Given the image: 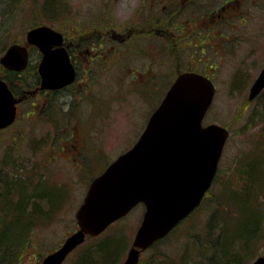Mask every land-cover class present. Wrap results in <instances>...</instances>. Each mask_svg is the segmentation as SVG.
I'll use <instances>...</instances> for the list:
<instances>
[{"label": "rangeland", "instance_id": "374dc122", "mask_svg": "<svg viewBox=\"0 0 264 264\" xmlns=\"http://www.w3.org/2000/svg\"><path fill=\"white\" fill-rule=\"evenodd\" d=\"M6 1L0 0V57L13 43L26 45L31 28L47 26L72 42L77 69L71 86L53 96L29 98L15 123L0 130V222L12 227L6 237L11 244L0 246L8 248L2 256L9 264H40L77 230L75 212L90 181L134 145L169 82L184 68L213 82L214 98L202 124L224 127L228 137L201 204L163 243L145 250L138 264H229L235 253L242 264H250L264 256V88L248 99L264 69V0H242L223 10V0L195 1L200 6L184 10L176 27L161 19L173 31L174 44L151 36L104 39L95 52L85 50L90 45L81 36L96 27L116 34L138 29L144 8L145 17L155 16L163 2ZM167 8L161 13L168 14ZM220 19L224 22L214 23L213 31L205 28ZM28 50L32 73L40 53L35 47ZM4 73L0 65V76ZM257 210L263 214L261 231L244 240L248 216ZM143 212L138 204L95 239L86 238L62 264H76L79 255L102 240H107V255H116L110 264H122Z\"/></svg>", "mask_w": 264, "mask_h": 264}, {"label": "water", "instance_id": "95a60500", "mask_svg": "<svg viewBox=\"0 0 264 264\" xmlns=\"http://www.w3.org/2000/svg\"><path fill=\"white\" fill-rule=\"evenodd\" d=\"M26 44L41 54V89H60L75 81L76 72L59 32L34 27L26 33ZM0 65L14 71L25 69L26 47L10 45ZM263 88L264 69L250 87L248 99ZM214 94L215 87L206 76L179 73L134 145L90 181L75 212L77 230L40 264H62L86 238L97 237L138 204L144 212L122 264H138L145 250L184 220L209 189L228 137L224 127L202 124ZM18 101L0 79V129L14 122ZM250 264H264V256Z\"/></svg>", "mask_w": 264, "mask_h": 264}, {"label": "flooded vegetation", "instance_id": "af4514ba", "mask_svg": "<svg viewBox=\"0 0 264 264\" xmlns=\"http://www.w3.org/2000/svg\"><path fill=\"white\" fill-rule=\"evenodd\" d=\"M195 1L199 2V4H203L204 1L206 0H159V2H163L162 7L159 10V14L157 12V14L154 16H147L145 17V8L143 11V6H141L140 12L143 11L142 16L140 15V18L137 20L136 25L135 26H139L138 29L135 27H131L127 30L126 33L124 34H116L114 33V30L111 29H105V30H101L98 27L94 28V30L92 32H90L89 35H84L80 37V41H83L84 43H89L92 45H95V48H99L98 44H102L99 42H104V39H116L119 42L122 41H129L132 38H138V37H150L151 35L154 36L155 38L159 39H170V41H172V44H174L175 41V37H174V33L173 31H171L170 29H166V24L164 23V21L168 22L169 25H172L173 27H176V24L174 23L175 20H177L178 18L181 17V13L184 12V10H186L187 8H190L192 5H198ZM242 0H223L221 3V7L223 9H228L230 7L233 6H237L239 4H241ZM161 5V4H160ZM153 7H157V5H153ZM165 7H169L167 8L168 14L165 15V12L163 11L164 14L161 13V9H165ZM157 10V8H156ZM150 12V11H149ZM166 16V19H165ZM192 16V15H190ZM221 17V16H220ZM164 18V21L162 22L161 19ZM186 20H191V18H188ZM220 21L224 22L223 19L220 20H215L214 22L210 23L209 25H207L205 28L209 29L210 31H213L216 26L214 23H220ZM168 27V26H167ZM58 32V31H57ZM60 33V32H59ZM62 35L63 38V46L65 47V49L67 50L69 56H70V60L71 63L75 69L76 72V78H77V69H76V65H75V54L71 48V44L72 42L67 41V38L65 37L64 34L60 33ZM192 32L186 36L185 38L189 39L188 37H191ZM214 35H217V32L213 33ZM208 36V35H207ZM207 36H204V39L207 38ZM153 37V38H154ZM209 39H213L211 37L213 36H208ZM222 41L224 40V37L221 36L219 37ZM150 39V38H149ZM25 42H26V36H25ZM171 43V42H170ZM15 44V43H13ZM19 45V44H18ZM21 46H25L26 50H27V65L25 67V69H23L22 71H14V70H8L6 68H4L5 73L3 75L0 76V79L3 80L6 85L8 86L10 92L13 94V96L18 99L19 101L15 104L16 107V114H15V120L14 122L11 124L13 125L16 121V119L18 118L19 115V107L22 103L26 102L29 98H35L38 96V94L44 93V94H51L52 96L55 94H59L61 93L62 90L67 89L69 86H71L75 81L70 84L67 85L65 87H62L60 89H51V90H47V89H41L40 88V75L38 73V65L39 62L36 66V68H33V72L31 73V71L29 70L28 66H29V47L32 46H28L26 45H21ZM212 49V46H211ZM87 51V49H85ZM89 51V49H88ZM88 54V53H86ZM40 59H41V54H40ZM148 69V68H147ZM181 72H196V71H181ZM180 71L178 72L181 73ZM200 73V72H197ZM202 74V73H200ZM204 75V74H203ZM208 77V76H207ZM209 78V77H208ZM11 88H10V87ZM11 125L2 128L0 130L6 129L8 127H10Z\"/></svg>", "mask_w": 264, "mask_h": 264}, {"label": "trees", "instance_id": "16d2710c", "mask_svg": "<svg viewBox=\"0 0 264 264\" xmlns=\"http://www.w3.org/2000/svg\"><path fill=\"white\" fill-rule=\"evenodd\" d=\"M6 2H8V0L6 1ZM7 4V3H6ZM153 37L154 36H152L151 35V37H150V39L152 38L153 39ZM81 44H83V43H81ZM80 44V45H81ZM84 44H89V43H84ZM90 45V48H86L85 47V49H89V50H91L92 52H95L96 50H97V48H95L94 46L95 45H92V44H89ZM88 45V46H89ZM204 49L205 48H201V52H203L204 51ZM189 71L187 68H184L182 71ZM191 71V70H190ZM173 80V79H172ZM170 83L171 82H169V85H170ZM10 87V86H9ZM11 88V87H10ZM239 213V210H237V214ZM252 214V213H251ZM251 214L248 216V217H250V219H248V222H249V227H247L246 229H245V235H244V240L246 239L247 241H250V239L251 238H253V237H255V236H258L259 234H257L259 231H261V229L259 228V226H260V219H263V214H262V212H261V210L259 211V210H257V215L255 214V213H253L252 214V216H251ZM25 216H27V217H30L31 215H25ZM238 221H240L239 219L237 220V223H238ZM8 223V222H7ZM5 221L4 222H0V228H2L3 226H4V228H2L1 230H0V244H1V246H3V244H5V242L7 241V243H9L8 245H10L11 243H10V241L7 239L8 238V235H9V233H10V228H12L11 226H10V224L9 225H7L6 226V224H7ZM236 223V224H237ZM235 224V225H236ZM6 227V228H5ZM177 227V226H176ZM175 227V228H176ZM174 228V229H175ZM235 228H236V226H235ZM173 231V230H172ZM238 233V231H237V228H236V234ZM240 233H242V232H240ZM264 233V232H263ZM262 236H263V234H262ZM7 237V238H6ZM87 239H89V240H92V239H95V238H93V237H88ZM166 238L164 237L163 239H161V240H158L157 242H155L152 246H151V248L150 249H152L153 247H155V246H157L158 244H161V243H163L164 242V240H165ZM107 243V240H102V242L100 241L99 243H97L96 245H94V246H91V247H94V250H96L97 252H96V254H97V256H94V255H92V252L94 251V250H92L91 248H89V249H86L85 250V252L83 253V254H81V255H79L78 256V258H77V261H76V264H83V262L84 261H86L84 264H110L111 263V261H113V259H115V254L114 255H110V257H109V255H107V251H106V249L105 248H103L105 245H107L106 244ZM108 243H110V242H108ZM7 245V244H6ZM1 246H0V264H3L4 262V264H9V262H7L8 261V258H7V256H2V253H4V252H6V251H8L6 248H4V250H1ZM5 246V245H4ZM229 251H230V249H229ZM84 257V259H82ZM242 260H243V258L239 255V254H234V256L232 257V259H231V261H230V263L229 264H231V263H237V264H242Z\"/></svg>", "mask_w": 264, "mask_h": 264}]
</instances>
